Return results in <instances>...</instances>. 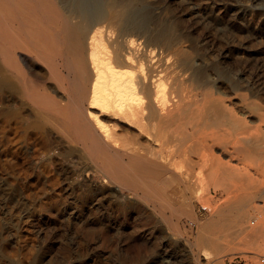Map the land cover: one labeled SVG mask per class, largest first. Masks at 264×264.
Here are the masks:
<instances>
[{
	"label": "bare ground",
	"instance_id": "1",
	"mask_svg": "<svg viewBox=\"0 0 264 264\" xmlns=\"http://www.w3.org/2000/svg\"><path fill=\"white\" fill-rule=\"evenodd\" d=\"M200 1L0 0L6 192L33 164L37 177L49 173L64 146L86 176L145 202L173 181L209 182L211 208L221 194L237 211V243L263 247L264 104L252 98L264 92V45L249 40L264 41V0Z\"/></svg>",
	"mask_w": 264,
	"mask_h": 264
},
{
	"label": "rangeland",
	"instance_id": "2",
	"mask_svg": "<svg viewBox=\"0 0 264 264\" xmlns=\"http://www.w3.org/2000/svg\"><path fill=\"white\" fill-rule=\"evenodd\" d=\"M260 40V45H264L263 38H251L249 42L254 46ZM262 62L264 72V58ZM241 90L245 92L246 88ZM251 92H245L250 104H264V92L253 91L256 96ZM250 96H255L252 99L256 102ZM63 147H59V155H52L47 165L49 173L37 177L38 167L31 165L27 176L19 180L22 182L15 184L14 195L5 190L3 177L8 176V169L4 171L0 165V264H259L257 254L264 246L258 247L251 240L237 243L240 238L232 231L237 211L221 205V194L215 195L211 208L206 197L207 188L212 187L209 182L202 181L192 189L184 182L173 181L166 193L150 195L147 205L145 200L129 196L126 190L114 193L97 173L86 176L85 171L79 170V162L73 163L74 156ZM258 199L264 202L263 198ZM171 200L176 201L174 209L169 206ZM125 204L129 205L127 210L123 209ZM137 204L139 208L144 205L139 212L133 209ZM250 215L252 226L257 223L259 212L252 211ZM133 216L145 219L146 225H136ZM122 219L130 223L122 224ZM224 243L231 248L223 250ZM139 256V263L131 260ZM180 258L184 259L178 261Z\"/></svg>",
	"mask_w": 264,
	"mask_h": 264
},
{
	"label": "built area",
	"instance_id": "3",
	"mask_svg": "<svg viewBox=\"0 0 264 264\" xmlns=\"http://www.w3.org/2000/svg\"><path fill=\"white\" fill-rule=\"evenodd\" d=\"M257 258L259 264H264V250L257 254Z\"/></svg>",
	"mask_w": 264,
	"mask_h": 264
}]
</instances>
